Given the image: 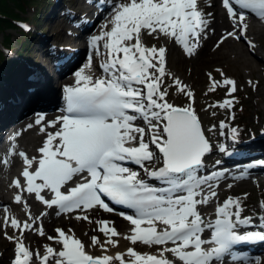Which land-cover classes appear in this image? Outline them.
Listing matches in <instances>:
<instances>
[{
    "label": "snow or ice",
    "instance_id": "snow-or-ice-1",
    "mask_svg": "<svg viewBox=\"0 0 264 264\" xmlns=\"http://www.w3.org/2000/svg\"><path fill=\"white\" fill-rule=\"evenodd\" d=\"M202 2L104 0L101 7H111V19L89 39L96 55H101V47L104 49L105 59L99 66L102 75L88 74L93 66L91 59L75 71L74 82L62 89L61 115L47 120L43 112L36 113L34 124L44 136L37 149L39 157L18 153L23 183L19 178L11 182L17 189L14 202L29 209L23 194H34L46 210L39 216L29 210L28 219L21 222L9 217L5 207V225L19 232V236L5 232L14 243L11 264H33L34 256L37 264H264L260 257H249L238 247L264 243V214L258 216V224L252 216H242L241 201L231 196L216 205L214 219L200 211L201 206H210L217 197L215 189L225 173L201 174L204 157L213 149L192 106L194 93L167 70L168 49L155 44L149 47L143 40L147 33L174 41L187 57L197 55L201 39H207L212 15L201 9ZM222 7L232 30L220 36L213 50L229 38L245 40L250 50L254 48L247 40L246 17L251 13L264 21V0H222ZM22 27L27 29L26 25ZM215 71L221 79L208 72V91L224 88L231 99L208 107L231 110L236 81L221 68ZM166 78L170 84H165ZM173 87L177 94L188 98L187 105L169 102ZM215 128L212 125L207 131L214 132ZM219 128L224 136L229 125L221 120ZM230 131L235 140L236 128ZM218 150L226 151L223 145ZM13 154L14 149H10L8 155ZM3 162L7 163V158ZM110 205L129 210L118 214L130 227L122 234L114 221L96 220L93 230L105 239L101 242L98 235L90 239L91 247L102 250L100 255L87 251L71 228L66 232L57 227L53 236L45 232L41 222L49 215L47 210L55 209L57 217L67 215L70 220L91 224V212L112 213L115 209ZM38 222L40 226L35 227ZM26 231L54 241L59 250L44 244V254H34L24 242ZM121 236L133 246L139 243L158 247L154 253L127 247L124 252L108 254L110 248L119 246L113 238Z\"/></svg>",
    "mask_w": 264,
    "mask_h": 264
},
{
    "label": "rangeland",
    "instance_id": "rangeland-1",
    "mask_svg": "<svg viewBox=\"0 0 264 264\" xmlns=\"http://www.w3.org/2000/svg\"><path fill=\"white\" fill-rule=\"evenodd\" d=\"M38 5H39V7L36 6V7H34V9L31 6H29V7L27 6L25 8V10L22 11L20 14L24 15V16H28V17H30L31 15H35L34 21L37 23H40L41 25H44V28H45L44 31H46V27L48 25L53 24V21L45 18L46 14L49 11V8L47 9L46 12L44 11L42 17L39 19V13H40V8H41L40 5H42V3H40ZM35 12H36V14H34ZM46 22H47V24H46ZM257 23H259V22L257 21ZM56 24H57V22L54 25H56ZM56 30H57V28H56ZM5 34H8V36L11 40L9 42V45H13V47H12L13 49H16L18 47V45L20 44V41H22V47L29 44V40H30L29 36H25V35L20 34L17 31V29H15L13 27H10V28H7L5 30L0 31V39L4 38L3 35H5ZM46 37H47V40L48 39L50 40V38H56V37L61 39V38H65V35L63 33H59V32L52 33V30H51V31L46 32ZM147 39L148 38L146 37V40ZM160 40L164 41V39L162 40L161 38H160ZM148 41L152 42V40H148ZM257 41L259 42L258 43L259 45L256 43L257 46L256 45L255 46L258 47L257 54H259L260 57H257V55H255V56L253 55L252 59L253 60L255 59L254 61L257 65L254 69L249 70L247 68V66H245L241 62L236 61L234 63V62H231L230 60H228L227 62L223 63L222 65H218L214 62H201V63H199L197 66V74H199V77H197V75H195L196 74L195 73V74H193V76L191 78H189V77H187V75H188L187 72H184L186 77H183L184 80H182V81H184V84L188 85L191 90L192 89L195 90V92H193V93H194V96H196V100H197L198 105H199L197 107L198 111L200 112V110H201V113L205 116L207 121L212 122V120L214 119L215 116H216V118H220V117H222V114H223V112L220 108L208 109V110H205L204 108H202V107H205L207 104H209V102L212 100L221 99L223 94L225 93L224 88H217V90L215 92H209L208 91V89L210 87V83L208 81L207 73L212 72L213 77H214L215 74H217V72L215 71L216 68H221L228 77H237L239 80V86H238L239 97L241 98V100L244 103L242 104L241 107H238L237 117L235 119L238 120L239 122L244 123V125H242V124L240 125V130H243V132L246 130L245 132H247V128H248L247 125H250V126L256 125V127H258V126H260L262 120H264V79H262V77H261L263 70H262V68L259 67V66H261V64H262V66H264V33L259 36ZM147 46L150 47V44ZM36 47H37V45H36ZM38 52H40V50L34 48L32 51H30V55L32 56L34 54V57H36L37 55L39 56ZM174 54L175 53L171 50H170V52L167 53L168 61H167L166 67H167V70L169 72H171L175 76L179 77V67L181 64L179 62L178 63L174 62V60H173ZM98 57H99V59H102L104 57V54L101 53V55H98ZM183 63H186V61ZM17 66L20 68L21 63L17 64ZM217 75H219V74H217ZM248 76H250L251 79L252 78H258V80H259L258 86L252 87L253 86L252 83H251V85L249 83L245 84V81H244L245 77H248ZM237 83H238V81L236 80V85H237ZM206 84H208V85H206ZM174 94H175V89L171 88L170 89V95H174ZM175 96L176 95L173 96V99ZM181 97H182V100L180 102L186 100V98L184 96H181ZM169 102H172V101H169ZM214 112L216 113L215 115H213ZM204 126H205V124H204ZM0 145H2V144H0ZM32 145H33L32 142L30 143V141L28 140V138H26L25 135H21L19 139H17L16 141L14 140V143L11 144V146H10V144L7 145V147L5 146V148H6L5 151L7 153V151H9L10 149H14V152H18V153L20 151L37 152L35 150L36 147H34ZM2 148L3 147L1 146L0 150H2ZM6 153L4 155H6ZM0 167H1L0 168V185H4V184L10 182L9 177L13 174H16L17 168L10 167V168H7L5 170L2 167L1 162H0ZM14 171H15V173H13ZM253 177H255V178H253L254 181L252 179L249 182L247 181L245 183H242L243 186L241 185L242 187L239 188V191H242V192L239 193V195L236 197V198H239V200L242 199V201H244L245 198L242 195H243V192L246 190L247 193H245V194H247V196H245V197H247V202L245 205L248 207L249 206L255 207L259 203L264 202V200H263L264 199V171L255 172L253 174ZM260 197H262L263 199H261ZM28 205H29V210H31L30 209L31 205L30 204H28ZM0 215H1V213H0ZM0 219L3 223L4 222L3 217L0 216ZM95 219H98V218H94L93 223H91V224H89L87 221L82 220L79 223V225L77 226L78 230H76V231H78L80 234L82 233L81 235L83 236V232L85 229H89V230L93 229V228L95 229L96 228V224H95L96 220ZM70 228H72V227L70 226ZM89 230L86 231L87 237L89 236V233H90ZM5 232H7V234H9L8 231H2V235H0V238H1L0 250L3 247L1 245H3L4 241L5 240L8 241V239H6L5 235H4ZM14 234H19V232H15ZM92 234L95 235L94 233H92ZM31 235H33V232L31 233ZM100 235L102 236V238H100V240H101V242H103L105 237L103 236L102 233H100ZM26 237H27V232H26L24 239ZM83 237H85V236H83ZM34 242H36V241H34ZM27 243H30V242H27ZM31 246H32V244H31ZM12 249H14V247H12ZM9 250H11V247ZM1 251L2 252H0V260H2L4 258L8 259V256L10 255L8 253V251H7V255L3 252V250H1ZM42 251H44V249H42L41 252ZM3 253L5 254L4 256H3Z\"/></svg>",
    "mask_w": 264,
    "mask_h": 264
},
{
    "label": "bare ground",
    "instance_id": "bare-ground-1",
    "mask_svg": "<svg viewBox=\"0 0 264 264\" xmlns=\"http://www.w3.org/2000/svg\"><path fill=\"white\" fill-rule=\"evenodd\" d=\"M213 2H215V0H213ZM211 14H212L211 15V23H210V29L207 32V39H203V38L201 39V42L202 43H201L200 49L198 50V54L197 55H195L193 57H187V56H185L183 54V52L181 54L175 46H172L171 47V51H173L175 53L174 54V59H173L174 62H176V63L179 62L181 64L180 67H179V77H181L182 79H183V77H186L184 72H187V74H188L187 77H189V78H191L193 76V74H195V73H196L195 75H197V77H199V74H197V66L201 62H214V63H216L218 65H222L223 63L227 62L228 60H230L231 62H234V63L236 61H238V62H241L242 64H244L245 66H247V68L249 70L254 69L257 66L256 63H255V61H254L255 59L253 60L251 58L250 54L246 51L245 46H243L242 44L238 43L239 42L238 40H236L237 41L236 42L233 38H229L224 44L221 45V47L219 49H217L215 51L213 50V47H214V44L216 43V41L220 38V36L222 34H226V31H228L229 27H231V21L227 18L226 12L223 11V10H221V9H219V8L218 9H214V11ZM110 19H111V16L108 15L103 20L102 23H99L97 25L96 30L98 31V34L102 30V26L104 25L105 21L106 20H110ZM246 23L248 24V29H247V33H246L247 40L251 41L254 45H255V43H259V42H257V39L259 38V36L261 34L264 33V25H257L255 23H253L252 21H251V24H250L247 19H246ZM46 24H47V22H46ZM146 37L148 38L147 40H146ZM150 37L151 36H149V35H147V33H145V35L143 37V40H144V43L146 45H148L146 42H149L148 40H149ZM161 39L163 40L164 38H161ZM245 45L247 46V48H249L246 41H245ZM185 61H186V63H183ZM84 65L85 64L83 63L80 68H82ZM261 66H262V64H261ZM217 74L215 75L216 79L217 80L221 79ZM206 85H208V84H206ZM45 86H46V84H42L41 85V88H40L41 94L43 95V97L46 94L44 92L45 91V88H46ZM176 97L177 96L174 97V100H176ZM33 101L34 100L31 99V98L30 99L29 98H26V99L22 100L20 103L16 104L15 107L16 108H20L23 104L32 103ZM171 103L176 104V102H174V101H172ZM188 103H189V100H188ZM192 106L195 109L194 102L192 103ZM7 112H8V114L11 115V114L14 113V110H13V108L9 107L7 109ZM6 116L7 115H3L2 117H0V120L5 119ZM55 118L56 117H54L53 119H55ZM29 124H33V127L32 128H28L27 126ZM205 127H208V126L205 125ZM53 130L54 129H49V131H53ZM19 133L21 135H25L26 138H28V140L30 141V143L32 142V144H33L32 146H34V147H36L37 145H41L42 144V140H43L44 136H43V134H40L39 133L38 126H35L34 121L31 120V119H29L26 122V124L23 125V127L20 129V132ZM29 154L30 155L32 154L33 156L37 157L38 152H29ZM13 173H15V171ZM11 190H16V192H17V189L13 188L11 186V184L6 183L4 185H0V205H2V209H0V212L2 211V213L3 212L5 213L4 209H5V207H7V209H8L7 215L8 216L14 215V214H20V215L26 214L24 212V209H22V211H21V209L20 210L17 209V205L18 204H16L14 202V199L12 197L14 195V193L12 195H10L11 194ZM246 192L247 191L245 190L243 192V194H245ZM23 195H24V199L27 200V202H29L31 204V206H30L31 207V214L33 216H37L38 212L40 210H42L40 208V203L35 200L34 194L32 196H29L27 193H24ZM240 201H242V199ZM242 202H244V201H242ZM48 212H49V215L43 217L42 218V221H41L42 224H43L44 230H45V232L48 235L55 236L56 235V233L54 231L55 228H57V227H63L65 225H70V224L74 226V231H75L76 228H77V226H78V224L82 221V220L77 221L75 219H71L70 220V219H68L67 215H62V216L57 217L55 215V213L50 212L49 210H48ZM94 218L106 219V220H109V221H114L115 222L114 223V226L116 227L117 230H118V227L120 225L125 224V223L128 224V222L125 221L121 216L116 215V216H110V217H108V215L103 210H98V214L91 215V219L93 220ZM9 227H11L10 224L8 226H6V225L4 226V228H9ZM93 229H90V230L89 229H85L84 232H83V236H86V231L89 230L90 232L94 233L95 235H98L99 238H102V236L100 235V233L94 231ZM26 232L24 233V237L26 235ZM121 233H122V231H121ZM124 233H126L125 230H124ZM0 235H2V232L0 233ZM75 235L83 243H84V241H86V243H84V244L86 245V250L87 251H89L90 253H93L95 255L102 254V250L99 248V246H97L96 248H93V247H91V242L89 243V241H87V239H85L83 236H80V234L78 235L77 233H75ZM15 236H19V234H15ZM32 236L37 237L39 243H42L43 241L49 242V243H51V244L54 245L52 247H54V248H56V249L59 250V247L60 246L57 245L54 241H48L46 237H40L35 232H33V235ZM116 239L119 241V246L117 248H110L109 249V253H108L110 255H114L117 251L124 252V250L127 247H129V246L124 247L125 244L127 242H129V241L124 240L122 236L121 237H116ZM0 240H1V238H0ZM12 244L13 243L11 241L5 240L4 243H3V245H1V246H3L1 249L3 250V252L6 255H7V251L10 249V245H12ZM25 244L28 247L31 246L30 243L25 242ZM137 251H139L141 253H145V252H147V253H154V252H156V250L152 249L151 247H145L144 249H140V247H137ZM11 252H12V255H13V257H12V259H13L14 258V249H12ZM4 253H3V256L5 255ZM40 254L43 255L44 254V251L40 252ZM166 255H168L169 259H173L174 258V257L171 256V254H166ZM125 259H127V257H125ZM33 264H37L35 262V259H33Z\"/></svg>",
    "mask_w": 264,
    "mask_h": 264
},
{
    "label": "trees",
    "instance_id": "trees-1",
    "mask_svg": "<svg viewBox=\"0 0 264 264\" xmlns=\"http://www.w3.org/2000/svg\"><path fill=\"white\" fill-rule=\"evenodd\" d=\"M23 2H29V1L0 0V27L3 25L9 26L12 24L11 18L18 15V13L15 11V6L23 9L25 4ZM0 56H1V50H0Z\"/></svg>",
    "mask_w": 264,
    "mask_h": 264
}]
</instances>
